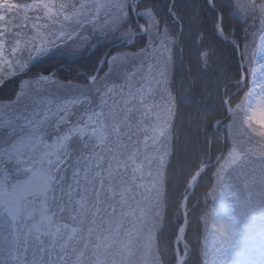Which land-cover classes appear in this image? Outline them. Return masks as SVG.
I'll return each instance as SVG.
<instances>
[{"label": "snow or ice", "instance_id": "1", "mask_svg": "<svg viewBox=\"0 0 264 264\" xmlns=\"http://www.w3.org/2000/svg\"><path fill=\"white\" fill-rule=\"evenodd\" d=\"M166 8L171 23L155 0H0V85L21 77L14 98L0 100V264H225L241 217L264 240V125L226 124L202 106L223 85L247 89L235 109L219 98L233 117L241 105L264 110V0H168ZM204 9L211 23L202 30ZM241 14L253 25L234 23ZM105 41L120 50L86 71L81 58ZM223 43L240 49L234 81ZM105 58L104 75L89 74ZM178 103L195 111L197 133L174 144ZM213 124L230 148L200 140L198 130ZM213 150L205 197L216 222L209 232L204 218L194 249L201 233L189 194ZM217 203L240 217L221 219Z\"/></svg>", "mask_w": 264, "mask_h": 264}, {"label": "trees", "instance_id": "2", "mask_svg": "<svg viewBox=\"0 0 264 264\" xmlns=\"http://www.w3.org/2000/svg\"><path fill=\"white\" fill-rule=\"evenodd\" d=\"M31 2V0H28ZM188 4L195 3L197 6L203 3V0H185ZM244 0H241V3H243ZM168 3V0H155L156 6L159 8L160 13L162 15H166L167 8L166 5ZM204 21L201 26L202 30L204 27L211 23V13L204 9L203 12ZM166 19L171 23V17L166 15ZM141 21L144 23V21L141 19ZM234 23H239L242 29L249 28L250 25H253L252 19H247L245 22V18L241 14L238 18V20H234ZM259 26L258 20L256 21L255 27ZM255 27L251 30H255ZM179 31V29H177ZM194 31V29H193ZM242 35V32H241ZM210 40H215L216 38L209 35ZM147 42V38L144 37L140 43V46H143L144 43ZM116 42H110L105 41L102 42L100 45L97 46L95 50L89 55L85 54L82 58L80 63L84 66H86L85 70L88 71L91 69V66L98 61V59L103 56L104 52L107 51L108 47H110L112 44H115ZM183 47V45H181ZM242 46V45H241ZM219 54L222 56L223 61L225 62L227 69L231 72V75L228 77L229 81H234L236 79V72H237V64L239 62V57L237 56V50L234 49L231 44L229 43H223L219 44ZM120 48L118 46H113L111 51L109 52V56L113 55L116 51H119ZM129 50L135 51V48H130ZM173 53L175 58H179L180 52L176 49V46L173 47ZM55 63V60H46L44 66H49ZM39 71H43V67L38 69ZM180 70V65L177 64L173 68V75H175ZM247 71V69H241L240 71L243 72ZM107 71V60L105 61L102 69L99 71L98 76H103L104 73ZM95 72H89V74H94ZM66 73L61 71L60 78L63 80L66 77ZM248 76V81H249ZM69 79L71 77H68ZM207 78V74L205 76ZM21 77H12L5 81L4 85H0V100L4 99H11L14 98L15 92L18 91L19 82ZM79 82L83 83L84 80H80ZM213 83H218L213 78ZM247 89H244L243 91L237 92L236 88H226L223 85L217 90L213 88L214 95L210 98H205L203 107H208L211 110H213L215 118L216 119H223V122L226 124L232 123L233 118L239 122L242 120V111L244 105H241V108L238 110L237 115L235 117L232 116V114H229V112H226L223 108L219 107V98L223 97L224 99L227 97H231L230 104L233 109L236 108V105L241 104V101L244 99V92H246ZM227 93V95H225ZM185 105L184 103H178L177 105V116L173 121L174 127L178 129L176 132V135L174 136L173 143H183L186 140H192L194 136L197 133V130L194 128L189 127V119L195 118L196 113L195 111H192L191 113L186 112L184 110ZM238 116V118H237ZM224 129L221 128V130L218 132L217 128H215L214 124L210 126L206 130H198L199 138L201 141H204L206 138L210 139L212 142V145L215 146L217 144L227 146L230 148V140L224 139L223 135ZM211 155V161L215 159V151L210 153ZM215 171L214 166H210L208 169H206L199 178L197 182V187L194 189V191L189 195V206L191 209L190 213V219L193 225L197 227L199 232L201 233V239L199 242L192 241L194 249L197 247L202 246L203 244V235H205V223L204 218L207 217V227H208V213L211 209L212 200L210 196L205 197L206 192L211 191V185L214 183V176L213 173ZM239 212V211H238ZM240 213V212H239ZM183 221L181 220L180 223ZM175 223V221H173ZM187 236H191V227L188 230ZM172 247H175L174 244V237H173V244Z\"/></svg>", "mask_w": 264, "mask_h": 264}, {"label": "rangeland", "instance_id": "3", "mask_svg": "<svg viewBox=\"0 0 264 264\" xmlns=\"http://www.w3.org/2000/svg\"><path fill=\"white\" fill-rule=\"evenodd\" d=\"M245 107L246 106L244 105L243 112L245 120H248L249 117H255V119L251 120L252 124H254L258 129L264 125V110H262L260 106L254 105V110L247 111H245ZM217 208L221 219L225 221H228L230 217L234 215L232 208L220 206L218 203ZM211 219V224L216 222L214 215ZM237 227L241 231L242 235L237 246L226 253L224 257L225 264H240L241 261L243 264H258L259 262L264 264V261L261 262V259L264 258V240H261L258 236L253 235L252 226L248 228V232L250 233L243 231L244 227H240V224H238ZM256 230H259V225L257 223ZM210 231H212L211 227L209 229V232ZM254 259H257L259 262L254 261Z\"/></svg>", "mask_w": 264, "mask_h": 264}, {"label": "clouds", "instance_id": "4", "mask_svg": "<svg viewBox=\"0 0 264 264\" xmlns=\"http://www.w3.org/2000/svg\"><path fill=\"white\" fill-rule=\"evenodd\" d=\"M252 119H255V117H251V120H252ZM253 126L256 127L254 124H253Z\"/></svg>", "mask_w": 264, "mask_h": 264}]
</instances>
